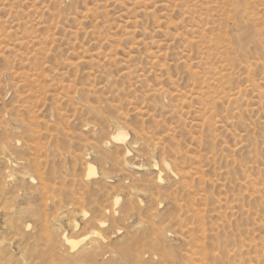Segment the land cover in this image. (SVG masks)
I'll return each mask as SVG.
<instances>
[{"label": "rangeland", "instance_id": "1", "mask_svg": "<svg viewBox=\"0 0 264 264\" xmlns=\"http://www.w3.org/2000/svg\"><path fill=\"white\" fill-rule=\"evenodd\" d=\"M0 264H264V0H0Z\"/></svg>", "mask_w": 264, "mask_h": 264}, {"label": "bare ground", "instance_id": "2", "mask_svg": "<svg viewBox=\"0 0 264 264\" xmlns=\"http://www.w3.org/2000/svg\"><path fill=\"white\" fill-rule=\"evenodd\" d=\"M121 137H123V138H121ZM127 137V134H119V136H118V138H117V140L118 141H124L125 140V138ZM95 175V174H94ZM84 217V216H83ZM103 226V223H101L100 222V227H102ZM94 234H96V232L94 233H92V235H94ZM98 234V233H97ZM95 236H97V235H95ZM87 237V236H86ZM98 237V236H97ZM86 239V238H85ZM101 239V238H100ZM105 239V238H104ZM102 240V239H101ZM66 241L67 242H69V243H71V244H73V248H75V247H77L78 245L77 244H75L74 242H70L67 238H66ZM97 241V240H96ZM103 241V240H102ZM99 242H101V241H99ZM104 243V242H103ZM93 245V244H92ZM90 246V245H89ZM91 247V246H90ZM92 248V247H91ZM92 250V249H91Z\"/></svg>", "mask_w": 264, "mask_h": 264}]
</instances>
